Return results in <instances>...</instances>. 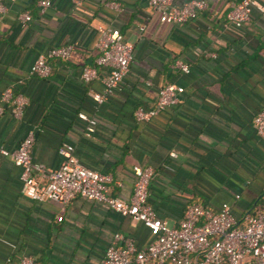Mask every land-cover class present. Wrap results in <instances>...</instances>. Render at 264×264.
<instances>
[{"label":"crops","instance_id":"0c3cea01","mask_svg":"<svg viewBox=\"0 0 264 264\" xmlns=\"http://www.w3.org/2000/svg\"><path fill=\"white\" fill-rule=\"evenodd\" d=\"M39 1L2 0L0 93L7 86L12 92L0 114V146L10 152L32 131L31 159L54 169L61 161L57 147L70 143L81 163L111 175L110 193L123 200L132 191V165H148V203L169 226L191 203L225 202L239 224L263 208L264 141L252 116L264 109V0L239 27L225 18L239 0H206L196 19L180 24L158 22L145 0H49L43 12ZM23 11L31 18L22 25ZM107 27L122 33L132 59L119 87L96 105L90 93L101 84L84 83L80 70L93 64L95 40ZM66 42L74 50L51 60L47 77L28 73L38 53ZM176 60L188 71L178 70ZM168 82L182 87L178 102L135 122L133 110L152 106L157 88ZM17 94L27 99L19 118L11 113ZM80 114L95 119L91 132ZM116 231L137 247L151 237L141 222L104 203L29 199L20 192L19 168L0 154V263L28 254L32 264H97Z\"/></svg>","mask_w":264,"mask_h":264},{"label":"built area","instance_id":"2783aa9c","mask_svg":"<svg viewBox=\"0 0 264 264\" xmlns=\"http://www.w3.org/2000/svg\"><path fill=\"white\" fill-rule=\"evenodd\" d=\"M145 1L150 14H156L160 23L180 24L194 20L207 8L206 0H186L179 4L174 0ZM73 2L80 3L79 0ZM49 4V0H40L39 11L43 12ZM108 5L118 8L116 3ZM252 8L261 10L257 0L233 3L226 12V22L235 27L243 25L249 19ZM5 11L6 6L0 0V17ZM17 18L23 25L31 17L28 11H23ZM138 28L142 30L144 26L141 24ZM95 49L97 56L93 64L81 68L80 78L84 83L99 80L101 89L90 93L98 105L119 87L132 59V47L118 29L107 27L99 32ZM73 50L74 44L69 42L47 48L35 56L28 73L47 77L52 69L51 60L66 59ZM174 66L181 72L188 71L187 64L180 60L174 61ZM100 69H104L105 73L99 75ZM11 92L10 86L1 91L0 114L4 104L10 100ZM181 92L182 87L173 82L159 86L152 106L139 105L133 110L134 121L147 122L157 113L175 105ZM26 102L22 94L15 95L11 108L14 117L21 116ZM79 118L85 122V133L91 132L95 119L85 114H80ZM252 126L255 134L264 141V109L252 116ZM32 143L33 132L29 131L12 151L8 152L0 146V154L9 155L19 168L20 192L23 195L37 202L50 200L62 205L75 196L84 197L106 204L120 215L141 222L149 230L151 237L143 247H137L130 236L114 232L97 264H264V206L239 224L225 202L216 208L191 203L183 210L178 222L169 226L155 216L147 200L148 184L153 174L150 166L132 165V191L128 199L123 200L110 193L111 175L81 163L74 156L70 143L63 142L57 147L61 161L54 169H46L42 163L31 159ZM169 154L175 155L174 152ZM32 263V256L24 254L14 263L7 257L0 264Z\"/></svg>","mask_w":264,"mask_h":264}]
</instances>
